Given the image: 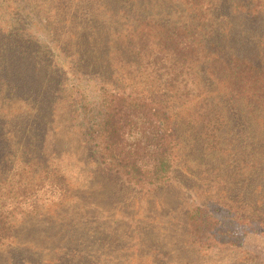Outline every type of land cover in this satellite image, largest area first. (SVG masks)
I'll return each mask as SVG.
<instances>
[{"label": "rangeland", "instance_id": "obj_1", "mask_svg": "<svg viewBox=\"0 0 264 264\" xmlns=\"http://www.w3.org/2000/svg\"><path fill=\"white\" fill-rule=\"evenodd\" d=\"M229 1L223 7L225 14L231 16L225 28L226 39L220 46L216 42L212 50L221 52L227 61L238 56L246 62L237 64V68L235 65L237 70L233 75L224 71L223 64L212 66L205 35L201 30L196 33L198 22L191 23L190 33L166 36L178 22L179 11L184 9V3L180 4L179 0L171 6L173 11H168L165 4L166 11L160 14L157 22L161 26L153 30L151 40L145 39L149 44H160L161 49L165 47L175 52L181 51L178 42H183L184 57L180 61H185V67L179 81H185L183 84L187 86L181 91V99L173 100L175 107L172 109L181 126L182 138L187 141H184L183 159L174 181L154 192L141 191L99 166L76 164L80 173L78 201L82 204H78L74 195L72 201L65 200L63 222L58 224L50 215V208L56 205L53 201L59 194L48 195V200L41 198L38 206L45 217L22 223L16 235L18 239L12 240L5 249L21 245L26 248L25 256L34 261L42 260L40 264H47L46 260L58 255L55 248L61 247L65 252L59 264H264V109L256 108L264 106V78L251 76L254 71L250 68H264V0ZM63 4V0H12L10 5L0 0V29L3 30V34L0 33V69L12 73L14 84L30 98L26 104L13 106L11 111L1 108V113L8 117L20 111L28 113L30 117L24 122L30 127L22 131L18 119L10 123L8 118L0 120V187L5 188L0 195L7 194L13 183L24 181L22 174L25 178L32 177L28 172L37 170L30 162L36 163L33 159L34 150L41 142L39 129L44 127L53 109L56 107L58 116L56 127L64 131L67 127V117H63L66 96L83 91L93 99L98 92L97 81L77 76L75 62L61 53L63 30L52 19L60 17L58 9ZM141 15L145 17V13ZM140 16L132 15L129 20L138 21ZM109 24L110 28L116 26L112 21ZM116 40L114 35L106 41L111 45L108 63L112 71L124 79L123 82L118 77L114 79L117 84L131 86L139 92V83L145 78L135 74L139 68L138 58L131 47L136 41L124 39L128 43L122 46ZM194 50L203 51L193 63L191 52ZM145 64L141 61L140 68ZM216 66L225 74L219 72L221 81L211 86L207 83L210 81L207 75H211L214 69L210 68ZM190 67L194 71H190ZM192 72L200 80L191 82ZM205 75L207 89L199 90ZM233 89L236 92L230 95ZM209 91H217L219 95L201 103V98ZM223 96L225 111L221 112L228 121L219 131H213L211 126L217 112L212 105L217 103L212 99ZM56 101L59 102L54 107ZM234 103L241 111L232 106ZM194 108H199L196 114ZM35 117L39 119L34 121ZM6 121L9 127L5 129ZM50 140L52 143L53 139ZM51 165L59 170L68 169L66 164L57 161ZM70 169L74 170L73 166ZM11 189L17 193L21 191L17 185ZM198 195L207 201L223 197L242 209L243 216L249 218L240 229L245 235L243 246L221 247L215 239L208 248L197 244L188 229L186 212ZM73 201L75 203H71ZM2 250L0 259L7 261L18 260L25 252L20 249L19 254L9 256Z\"/></svg>", "mask_w": 264, "mask_h": 264}, {"label": "trees", "instance_id": "obj_2", "mask_svg": "<svg viewBox=\"0 0 264 264\" xmlns=\"http://www.w3.org/2000/svg\"><path fill=\"white\" fill-rule=\"evenodd\" d=\"M1 1L12 5V0ZM63 1L62 10L58 9L60 17L52 19L63 30L61 43L64 49L61 53L75 62L77 76L97 81L98 92L93 99L83 91H79L78 95L66 96L63 117L64 119L67 117L65 122L67 127L64 131H58L56 127L58 116L55 106L59 101L55 102L52 114H49L44 127L39 129L41 142L39 148L34 150L36 155L33 159L36 163L30 162V165L36 166L37 170L28 172L33 175L32 177L25 178L22 174L24 181L19 180L10 185L11 188L17 185L21 189L19 193L10 188L7 194L0 195V250L3 249L2 252H6L9 256H13V253L19 254L20 249L22 251L26 249L18 244L13 248L5 249L12 240L18 239L16 235L19 226L24 222L45 217L43 210L38 206L41 198L59 194L53 201L56 205L50 208L52 211L50 215L56 218L58 224L63 222L62 211L66 209L63 207L65 200L72 201V195L76 197V201L79 200L77 190L80 188L77 186V179L80 173L76 169V164L99 166L105 172L141 191L154 192L169 186L174 181L176 170L183 159L181 154L185 145L184 141H187L182 138L181 126L176 122L175 110L172 109L175 107L173 100L181 99V91L187 86L183 84L185 81L183 83L179 81L185 67V61H180L184 57L183 42H178L182 52L180 50L175 52L165 47L161 49L160 44L152 45L145 41V39L151 40L153 30L161 26V23L157 22L164 10L173 11L172 5L184 3V9L179 11L178 22L175 23L173 30L167 31L166 36L176 37L177 32L182 35L190 33L191 23L198 22L196 33L201 30L205 35L209 49L208 57H211L213 67L216 63L223 64L226 66L224 71L233 75L237 70L235 65L237 68V64L246 63L237 58L238 56L235 57L236 59L227 61L221 52L212 50L216 42L220 46L226 39L224 33H227V29L225 28L228 27L231 16L225 14L226 10L224 11L223 7L230 2L229 0ZM165 4L168 5L166 9ZM142 13H145V17H142ZM132 15H141L140 20H129ZM147 16H149L148 19ZM57 20H61V23ZM111 21L112 25L122 23H120L121 26L118 24L110 28ZM50 26L53 27V24ZM193 27H195L194 24ZM79 29L83 30L79 33ZM2 31L0 29L1 34H3ZM114 35L117 38L116 41L122 46L128 43L127 41H136L135 46L131 47L138 58L139 68L136 69L135 74L136 77L141 75L145 78L144 82L139 83L141 87L139 92L131 86L117 84L114 79L118 77L121 82L124 79L117 76L108 63L111 45L110 42L106 44V41ZM119 50L122 49L119 48ZM202 51L191 52L193 63L198 61ZM141 61L146 62L144 68H140ZM121 63L126 62L121 60ZM123 64L122 68L126 69ZM125 65L128 66V64ZM250 68L254 71L251 76L264 78V68L261 70ZM213 69L214 72L207 75V80H210L207 83L211 86L221 81L219 72L222 71L217 66L210 68V70ZM189 70L194 71L191 67ZM225 72L222 73L225 74ZM205 77L206 75L199 83V90L207 89ZM190 78L191 82L200 80L195 73L191 74ZM12 79V73L3 72L0 69V120L8 118L7 121L10 123L18 119L24 131L23 129L30 127L28 122L27 124L24 122L30 117L28 113L20 111L13 117L1 113V108L11 111L13 106H21L30 100L26 92L19 88L18 84H14ZM235 92L236 90L233 89L230 95ZM213 95H219V92H207L206 96L201 98V103L208 102ZM72 97L74 100L71 99ZM224 98L225 96L212 99L213 103L214 101L217 103L216 106L212 105L213 110L217 112L216 121L211 126L213 131H219L223 123L228 121L222 116L225 111L222 103ZM255 99L256 103L260 100L259 96ZM232 106L237 111H241L236 103ZM199 108H194L195 114ZM256 108L261 111L264 106L258 105ZM38 119L39 117H35L34 121ZM7 121L4 123L5 129L9 127ZM49 123L51 128L48 126ZM9 133L12 136V133ZM51 138L52 143H50ZM53 161L66 164L68 169L59 170L51 165ZM71 166L75 172L70 169ZM25 167L27 168L28 165ZM4 189L0 187V191ZM78 204L82 202L78 201ZM248 220L249 218L243 216L242 209L225 201L223 197L207 201L205 197L198 195L186 212L189 231L197 244L206 248L211 247L213 239L221 247L243 246L245 235L240 232V229L242 226L245 227ZM55 251L58 255L46 260L47 264H59L64 260L61 257L65 252L64 247L55 248ZM26 254L25 251L21 254L24 256L18 260L0 259V264L43 263L42 260H30L25 256Z\"/></svg>", "mask_w": 264, "mask_h": 264}]
</instances>
